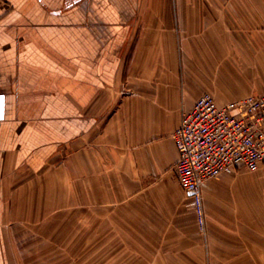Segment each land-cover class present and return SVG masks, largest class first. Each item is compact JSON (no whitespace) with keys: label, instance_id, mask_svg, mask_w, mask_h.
<instances>
[{"label":"crops","instance_id":"crops-1","mask_svg":"<svg viewBox=\"0 0 264 264\" xmlns=\"http://www.w3.org/2000/svg\"><path fill=\"white\" fill-rule=\"evenodd\" d=\"M260 92L264 0H2L0 264H26L49 205L70 204L77 229H89L96 207L145 194L151 206L180 204L172 134L182 111L203 93L224 104ZM238 171L204 184V230L192 209L155 214L151 231H136L152 239L137 254L264 264L259 185L240 202L225 197L260 173Z\"/></svg>","mask_w":264,"mask_h":264},{"label":"rangeland","instance_id":"rangeland-1","mask_svg":"<svg viewBox=\"0 0 264 264\" xmlns=\"http://www.w3.org/2000/svg\"><path fill=\"white\" fill-rule=\"evenodd\" d=\"M238 172L222 175L234 176ZM259 173L251 174L255 176L253 178L255 183L248 182V178L243 176L235 184L228 185L224 196L231 203L240 202L243 198L251 196L248 193H251L253 186L256 188L259 185V196L264 202V176ZM151 198H153L151 194H145L143 199H130L127 206L96 207V222L91 223L89 229H83L82 226L77 229L72 221L73 212L70 204L64 207L49 205L47 222L36 224L38 229L41 228L42 236L33 233L30 239H26L31 250L30 255H25L26 264H150L146 260L147 256H151L150 253L140 251L137 254L136 245L140 242L143 249L150 248L152 239L146 235L137 236L136 231L141 230L144 233L151 231L152 217L156 215L160 217L163 214L174 213V209L180 213L191 210L183 194L179 196L182 199L179 206L158 205L156 198H154L156 204L151 206ZM169 198L176 201L178 196L171 194ZM68 201L70 203V197ZM109 214V220H101ZM226 218L233 219L232 216Z\"/></svg>","mask_w":264,"mask_h":264},{"label":"built area","instance_id":"built-area-1","mask_svg":"<svg viewBox=\"0 0 264 264\" xmlns=\"http://www.w3.org/2000/svg\"><path fill=\"white\" fill-rule=\"evenodd\" d=\"M172 140L178 183L204 230L202 189L208 180L241 169L264 176V92L224 104L203 93L182 111Z\"/></svg>","mask_w":264,"mask_h":264}]
</instances>
